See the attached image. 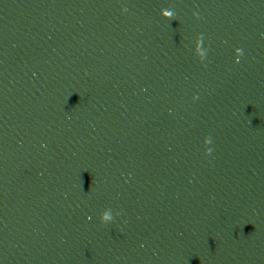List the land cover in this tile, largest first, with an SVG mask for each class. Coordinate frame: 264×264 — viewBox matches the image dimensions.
I'll return each instance as SVG.
<instances>
[{"label": "water", "instance_id": "95a60500", "mask_svg": "<svg viewBox=\"0 0 264 264\" xmlns=\"http://www.w3.org/2000/svg\"><path fill=\"white\" fill-rule=\"evenodd\" d=\"M0 264H264V0H0Z\"/></svg>", "mask_w": 264, "mask_h": 264}]
</instances>
